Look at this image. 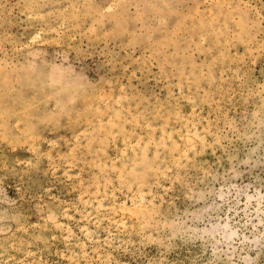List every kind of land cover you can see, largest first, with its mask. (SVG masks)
Here are the masks:
<instances>
[{"label":"rangeland","instance_id":"1","mask_svg":"<svg viewBox=\"0 0 264 264\" xmlns=\"http://www.w3.org/2000/svg\"><path fill=\"white\" fill-rule=\"evenodd\" d=\"M0 264H264V0H0Z\"/></svg>","mask_w":264,"mask_h":264},{"label":"bare ground","instance_id":"2","mask_svg":"<svg viewBox=\"0 0 264 264\" xmlns=\"http://www.w3.org/2000/svg\"><path fill=\"white\" fill-rule=\"evenodd\" d=\"M255 240H256V238H255Z\"/></svg>","mask_w":264,"mask_h":264}]
</instances>
